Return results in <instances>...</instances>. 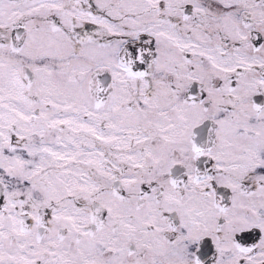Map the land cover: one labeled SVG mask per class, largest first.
Masks as SVG:
<instances>
[{
	"label": "snow or ice",
	"instance_id": "obj_1",
	"mask_svg": "<svg viewBox=\"0 0 264 264\" xmlns=\"http://www.w3.org/2000/svg\"><path fill=\"white\" fill-rule=\"evenodd\" d=\"M0 264H264V0H0Z\"/></svg>",
	"mask_w": 264,
	"mask_h": 264
}]
</instances>
